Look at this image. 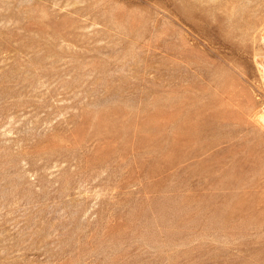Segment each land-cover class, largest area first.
<instances>
[{"label": "rangeland", "instance_id": "1", "mask_svg": "<svg viewBox=\"0 0 264 264\" xmlns=\"http://www.w3.org/2000/svg\"><path fill=\"white\" fill-rule=\"evenodd\" d=\"M263 75L264 0H0V264H264Z\"/></svg>", "mask_w": 264, "mask_h": 264}, {"label": "bare ground", "instance_id": "2", "mask_svg": "<svg viewBox=\"0 0 264 264\" xmlns=\"http://www.w3.org/2000/svg\"><path fill=\"white\" fill-rule=\"evenodd\" d=\"M263 69V68H262ZM261 70V69H260ZM262 74V73H261ZM264 76V75H263Z\"/></svg>", "mask_w": 264, "mask_h": 264}]
</instances>
